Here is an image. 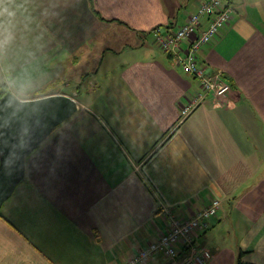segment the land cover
Returning a JSON list of instances; mask_svg holds the SVG:
<instances>
[{
    "label": "crops",
    "instance_id": "obj_1",
    "mask_svg": "<svg viewBox=\"0 0 264 264\" xmlns=\"http://www.w3.org/2000/svg\"><path fill=\"white\" fill-rule=\"evenodd\" d=\"M203 1L0 0V90L80 107L0 210V264H124L167 232L164 208L212 199L206 264H264V0H224L231 20L198 58L233 90L183 118L200 91L179 62L189 41L166 52L152 30Z\"/></svg>",
    "mask_w": 264,
    "mask_h": 264
},
{
    "label": "built area",
    "instance_id": "obj_2",
    "mask_svg": "<svg viewBox=\"0 0 264 264\" xmlns=\"http://www.w3.org/2000/svg\"><path fill=\"white\" fill-rule=\"evenodd\" d=\"M233 8L224 0H205L177 29L154 28L152 31L156 44L166 52L181 49L183 42L189 41L184 57L180 58L183 71L195 78L200 91L186 106L181 117H187L208 95L216 98L228 96L232 84L222 74L208 75L199 63L198 53L209 44L231 20ZM221 209V201L212 199L204 208L182 218L172 209L164 208L168 219V230L157 241L150 243L136 256L124 264H150L151 257L161 254L167 259H178L177 264H206L212 259L211 252L197 246L198 239L211 230Z\"/></svg>",
    "mask_w": 264,
    "mask_h": 264
},
{
    "label": "water",
    "instance_id": "obj_3",
    "mask_svg": "<svg viewBox=\"0 0 264 264\" xmlns=\"http://www.w3.org/2000/svg\"><path fill=\"white\" fill-rule=\"evenodd\" d=\"M79 109L67 95L23 100L6 91L0 96V210L25 181L28 158Z\"/></svg>",
    "mask_w": 264,
    "mask_h": 264
},
{
    "label": "trees",
    "instance_id": "obj_4",
    "mask_svg": "<svg viewBox=\"0 0 264 264\" xmlns=\"http://www.w3.org/2000/svg\"><path fill=\"white\" fill-rule=\"evenodd\" d=\"M90 2H91V5H92L93 0H90ZM93 10H94L97 14H99L94 8H93ZM156 28H157V27H156ZM167 29H171V27H170V28H167ZM152 31H153V30H152ZM6 91H7L6 88L0 90V96H3V95L6 93ZM243 255H244V253L242 252L238 264H243V263H242V259H241Z\"/></svg>",
    "mask_w": 264,
    "mask_h": 264
},
{
    "label": "rangeland",
    "instance_id": "obj_5",
    "mask_svg": "<svg viewBox=\"0 0 264 264\" xmlns=\"http://www.w3.org/2000/svg\"><path fill=\"white\" fill-rule=\"evenodd\" d=\"M191 5H192V4H191ZM89 82H91V80H90Z\"/></svg>",
    "mask_w": 264,
    "mask_h": 264
}]
</instances>
